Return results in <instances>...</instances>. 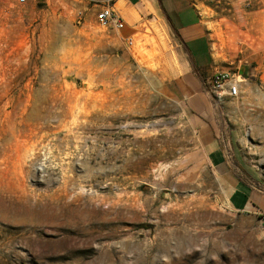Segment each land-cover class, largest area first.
Instances as JSON below:
<instances>
[{"label": "rangeland", "instance_id": "rangeland-1", "mask_svg": "<svg viewBox=\"0 0 264 264\" xmlns=\"http://www.w3.org/2000/svg\"><path fill=\"white\" fill-rule=\"evenodd\" d=\"M7 1L0 264H264V221L229 203L236 182L264 194V50L232 13L216 23L211 3L212 35L188 44L154 13L118 32L87 2ZM218 72L244 80L239 98L212 88Z\"/></svg>", "mask_w": 264, "mask_h": 264}, {"label": "crops", "instance_id": "crops-1", "mask_svg": "<svg viewBox=\"0 0 264 264\" xmlns=\"http://www.w3.org/2000/svg\"><path fill=\"white\" fill-rule=\"evenodd\" d=\"M15 2L16 0L7 1V3ZM28 2L33 7L36 0ZM211 3H215V13L220 16V20L216 23H222L225 12L232 13L237 29L253 39L252 44L246 42L245 45L264 50V0H118L116 6L121 7L120 10L128 24L135 23L132 11H137L142 19L152 13L162 15L171 20L170 26L175 27L177 33L188 44H206L212 34L204 25V19L207 18L208 9L212 10ZM177 89L183 91L178 84ZM200 135L209 155L210 164L216 173L224 176L234 174L218 136L205 128L201 129ZM229 203L235 212L256 216L264 221L262 192H254L240 182H236L230 193Z\"/></svg>", "mask_w": 264, "mask_h": 264}, {"label": "built area", "instance_id": "built-area-1", "mask_svg": "<svg viewBox=\"0 0 264 264\" xmlns=\"http://www.w3.org/2000/svg\"><path fill=\"white\" fill-rule=\"evenodd\" d=\"M87 2L95 10V19L99 27L122 32L126 28V21L120 9L117 8L118 0H73ZM19 5H26L28 0H16ZM126 45L132 47L134 41L131 37L124 38ZM243 80V79H241ZM212 88L222 94L226 93L231 98H239L241 95V83L225 72L216 73L211 80Z\"/></svg>", "mask_w": 264, "mask_h": 264}, {"label": "bare ground", "instance_id": "bare-ground-1", "mask_svg": "<svg viewBox=\"0 0 264 264\" xmlns=\"http://www.w3.org/2000/svg\"><path fill=\"white\" fill-rule=\"evenodd\" d=\"M140 54V53H139ZM238 82H244V80H238Z\"/></svg>", "mask_w": 264, "mask_h": 264}]
</instances>
